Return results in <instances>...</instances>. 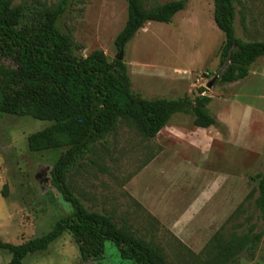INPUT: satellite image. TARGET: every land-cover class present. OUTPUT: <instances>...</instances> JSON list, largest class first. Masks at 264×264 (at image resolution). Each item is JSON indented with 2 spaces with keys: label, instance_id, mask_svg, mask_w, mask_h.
I'll return each instance as SVG.
<instances>
[{
  "label": "rangeland",
  "instance_id": "374dc122",
  "mask_svg": "<svg viewBox=\"0 0 264 264\" xmlns=\"http://www.w3.org/2000/svg\"><path fill=\"white\" fill-rule=\"evenodd\" d=\"M35 1L52 8L63 0H14L12 6ZM143 1L151 9L173 0ZM186 1L170 23H146L127 44L123 59L132 92L148 100H194L205 88L218 125L199 128L192 114L177 113L149 139L120 119L70 175L69 185L88 210L126 223L138 237L162 248L170 264H203L216 233L230 239L263 231L257 182L251 177L264 173V57L247 78L206 88L221 67L226 38L214 20V0ZM235 7L237 35L264 40V0H235ZM127 19V0H69L57 28L70 36L78 59L102 50L111 61L119 54L115 39ZM50 124L0 114V238L5 242L41 237L72 212L50 180L66 148L36 153L28 148L29 135ZM10 257L0 249V264ZM23 262L136 264L122 259L110 241L102 258L83 263L68 232ZM236 264H264V236L254 257L244 252Z\"/></svg>",
  "mask_w": 264,
  "mask_h": 264
},
{
  "label": "trees",
  "instance_id": "16d2710c",
  "mask_svg": "<svg viewBox=\"0 0 264 264\" xmlns=\"http://www.w3.org/2000/svg\"><path fill=\"white\" fill-rule=\"evenodd\" d=\"M13 1L0 0V114L51 122L29 135L28 148L34 153L66 148L51 169L50 180L71 204L72 212L41 237L21 244L0 238V249L11 254L9 264H24L29 254L46 251L68 232L83 263L102 258L110 241L124 260L170 264L162 248L138 237L126 223L118 224L111 215L88 210L72 191L69 178L94 146L115 131L120 119L149 139L156 138L177 113L192 114L199 128L218 125L209 110L212 98L204 94L205 88L199 89L194 100L187 96L148 100L132 92L128 66L124 59L117 58L146 23H170L186 8L187 1L173 0L147 9L143 0H127L128 19L115 39L119 54L111 61L102 50L83 59L75 56L70 36L57 28L69 0L52 8L38 1L13 7ZM235 19V0H214V20L226 38L221 65L233 50L231 64L219 83L247 78L251 66L264 57V40L240 38ZM5 59L12 64H6ZM251 178L257 182L256 206L263 231L230 239L216 233L206 246L210 255L203 264H236L244 252L254 257L264 236V173ZM7 188L5 184V197Z\"/></svg>",
  "mask_w": 264,
  "mask_h": 264
},
{
  "label": "water",
  "instance_id": "95a60500",
  "mask_svg": "<svg viewBox=\"0 0 264 264\" xmlns=\"http://www.w3.org/2000/svg\"><path fill=\"white\" fill-rule=\"evenodd\" d=\"M233 51V50H232ZM232 51L230 52L229 56L227 57V59L225 60L224 64L221 65L220 69L215 72L206 82V88L208 89H214L216 87V85L220 82L222 75L224 74V72L227 70V68L229 67V65L231 64V54ZM117 58L119 59H123V54H121L120 56H118Z\"/></svg>",
  "mask_w": 264,
  "mask_h": 264
},
{
  "label": "crops",
  "instance_id": "0c3cea01",
  "mask_svg": "<svg viewBox=\"0 0 264 264\" xmlns=\"http://www.w3.org/2000/svg\"><path fill=\"white\" fill-rule=\"evenodd\" d=\"M9 262H10V258H9V260H8V261H6V264H9Z\"/></svg>",
  "mask_w": 264,
  "mask_h": 264
}]
</instances>
